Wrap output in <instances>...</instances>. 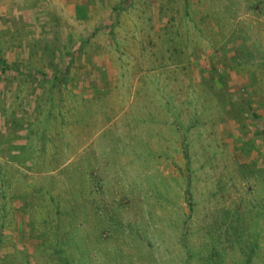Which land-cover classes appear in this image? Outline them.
Returning <instances> with one entry per match:
<instances>
[{"label": "rangeland", "instance_id": "rangeland-1", "mask_svg": "<svg viewBox=\"0 0 264 264\" xmlns=\"http://www.w3.org/2000/svg\"><path fill=\"white\" fill-rule=\"evenodd\" d=\"M2 66L0 264H264V0H0Z\"/></svg>", "mask_w": 264, "mask_h": 264}, {"label": "crops", "instance_id": "crops-1", "mask_svg": "<svg viewBox=\"0 0 264 264\" xmlns=\"http://www.w3.org/2000/svg\"><path fill=\"white\" fill-rule=\"evenodd\" d=\"M4 69V67L2 66V70ZM4 72H6V71H0V75H2V76H0L1 78L3 77L4 78ZM2 73V74H1ZM5 83V82H4ZM3 88V87H2ZM1 87H0V89H2ZM16 89V87L15 86H11V83L9 82L7 85H6V87H4V89L6 90V92H8L9 93V91H12V89Z\"/></svg>", "mask_w": 264, "mask_h": 264}]
</instances>
